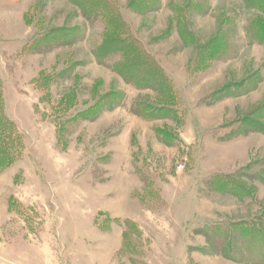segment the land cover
Listing matches in <instances>:
<instances>
[{
  "label": "rangeland",
  "instance_id": "1",
  "mask_svg": "<svg viewBox=\"0 0 264 264\" xmlns=\"http://www.w3.org/2000/svg\"><path fill=\"white\" fill-rule=\"evenodd\" d=\"M0 130V264H264V0H0Z\"/></svg>",
  "mask_w": 264,
  "mask_h": 264
},
{
  "label": "trees",
  "instance_id": "2",
  "mask_svg": "<svg viewBox=\"0 0 264 264\" xmlns=\"http://www.w3.org/2000/svg\"><path fill=\"white\" fill-rule=\"evenodd\" d=\"M7 139H10V136L9 135H5V137H4L2 131L0 130V140L4 142ZM244 231H246V230H240L239 232L240 233H244ZM217 234H218V236H221L222 241L228 239L231 236L230 231L227 230V229H222V231L221 230H219V231L217 230Z\"/></svg>",
  "mask_w": 264,
  "mask_h": 264
}]
</instances>
